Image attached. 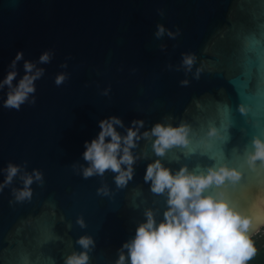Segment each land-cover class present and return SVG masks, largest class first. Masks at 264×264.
<instances>
[{
    "label": "water",
    "instance_id": "obj_1",
    "mask_svg": "<svg viewBox=\"0 0 264 264\" xmlns=\"http://www.w3.org/2000/svg\"><path fill=\"white\" fill-rule=\"evenodd\" d=\"M161 23L180 34L157 39ZM48 49L55 56L39 65L46 72L36 81L35 105L4 108L8 89L0 90V170L27 161L28 172L44 176L42 185H32L31 200L10 203L12 188L23 186L19 177L0 191V264H64L82 251L76 241L84 235L95 240L90 264H115L146 209L158 210V222L163 218L166 196L153 194L144 181L157 159L148 140L133 150L140 159L126 187L117 188L111 171L82 176L85 141L113 115L125 127L143 120L141 132L169 123L166 116L174 125L186 122L190 144L170 149L160 158L165 166L206 169L226 159L244 172L240 184L228 188L230 198L250 213L264 207V167L252 171L245 157L253 137L264 134V0H0V80L17 52L35 61ZM183 53L197 56L190 73L179 68ZM60 72L70 75L57 86ZM185 79L189 84L182 86ZM211 126L216 137L208 136ZM4 178L0 171V183ZM102 187L108 195L98 193ZM80 217L86 227L77 223ZM263 226L258 223L253 236Z\"/></svg>",
    "mask_w": 264,
    "mask_h": 264
},
{
    "label": "clouds",
    "instance_id": "obj_2",
    "mask_svg": "<svg viewBox=\"0 0 264 264\" xmlns=\"http://www.w3.org/2000/svg\"><path fill=\"white\" fill-rule=\"evenodd\" d=\"M159 14L163 16L164 11L159 10ZM179 34V29L173 32L161 23L157 25L154 35L157 39L165 35L175 39ZM160 47L163 50L167 45L161 44ZM54 56V49H48L34 61L26 60L24 51L17 52L6 76L0 80V90L8 89L4 108L19 111L22 105L36 104V81L46 72L39 65L51 63ZM20 61H24V74L14 83L19 75ZM196 62L195 53H183L179 68L190 73ZM60 67L67 68V60ZM201 72V68L196 69V79H199ZM69 75L67 72L58 73L55 84L63 85ZM188 84L187 79L181 81L182 86ZM239 111L246 114L247 110L242 104ZM173 119L166 116L164 120L169 123L158 122L150 130L141 132L145 124L143 120H133L131 127H125L123 120L113 115L99 122L101 131L96 138L85 141L83 159L87 165H79L83 178L104 177L106 172L111 171L115 174L117 188L126 187L134 178V166L140 156L135 155L133 150L138 147L139 141L148 140L157 157L148 164L144 181L150 182L153 194L166 196L167 207L163 218L158 222V210L146 209L145 221L138 225L135 236L118 249L115 264H249L257 254L252 236L258 223H264V207H257L254 213H250L242 203L230 198L228 188L238 186L244 172L230 166L226 159L206 169L199 166L189 169L183 165L173 172L166 167L160 158L174 147H187L192 131L186 122L174 125L170 122ZM118 127L125 131H118ZM218 134L217 127L211 126L208 136L216 137ZM245 157L252 171L264 167V134L253 137ZM144 158L147 159L146 153ZM72 167L77 165L73 164ZM26 169L27 161L24 164L9 162L0 170L5 175L3 183H0V191L11 186L17 177L23 185L12 188L14 200L10 203L31 200L32 185L35 182L42 185L44 182L42 171L33 169L28 172ZM213 188L218 191H210ZM260 191L264 192V186ZM98 193L109 194L106 187L98 189ZM77 223L82 228L87 226L83 217L78 218ZM76 243L82 251L72 252L65 258L64 264H90V252L95 248L94 238L84 235Z\"/></svg>",
    "mask_w": 264,
    "mask_h": 264
},
{
    "label": "trees",
    "instance_id": "obj_3",
    "mask_svg": "<svg viewBox=\"0 0 264 264\" xmlns=\"http://www.w3.org/2000/svg\"><path fill=\"white\" fill-rule=\"evenodd\" d=\"M264 228V226L262 227ZM255 246L257 248L256 256L249 262V264H264V241L256 240V237H252Z\"/></svg>",
    "mask_w": 264,
    "mask_h": 264
},
{
    "label": "rangeland",
    "instance_id": "obj_4",
    "mask_svg": "<svg viewBox=\"0 0 264 264\" xmlns=\"http://www.w3.org/2000/svg\"><path fill=\"white\" fill-rule=\"evenodd\" d=\"M255 237L258 241H264V228H262L259 233L255 235Z\"/></svg>",
    "mask_w": 264,
    "mask_h": 264
}]
</instances>
